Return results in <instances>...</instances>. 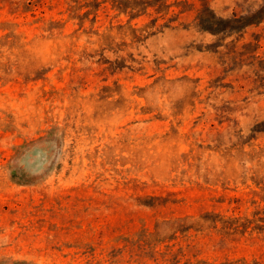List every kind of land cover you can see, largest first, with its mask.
<instances>
[{"label": "rangeland", "instance_id": "374dc122", "mask_svg": "<svg viewBox=\"0 0 264 264\" xmlns=\"http://www.w3.org/2000/svg\"><path fill=\"white\" fill-rule=\"evenodd\" d=\"M0 264H264V0H0Z\"/></svg>", "mask_w": 264, "mask_h": 264}, {"label": "trees", "instance_id": "16d2710c", "mask_svg": "<svg viewBox=\"0 0 264 264\" xmlns=\"http://www.w3.org/2000/svg\"><path fill=\"white\" fill-rule=\"evenodd\" d=\"M150 7H152L150 4H146L145 6H143V8L141 10H139L137 12V15H141L143 13H146Z\"/></svg>", "mask_w": 264, "mask_h": 264}]
</instances>
